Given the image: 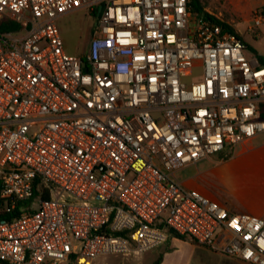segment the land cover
<instances>
[{
    "label": "built area",
    "instance_id": "1",
    "mask_svg": "<svg viewBox=\"0 0 264 264\" xmlns=\"http://www.w3.org/2000/svg\"><path fill=\"white\" fill-rule=\"evenodd\" d=\"M188 2L0 0V22L16 28L0 33V264L138 256L171 232L264 264V217L175 175L264 132V66ZM80 9L96 22L76 56L57 19ZM263 26L260 0L247 29Z\"/></svg>",
    "mask_w": 264,
    "mask_h": 264
},
{
    "label": "rangeland",
    "instance_id": "2",
    "mask_svg": "<svg viewBox=\"0 0 264 264\" xmlns=\"http://www.w3.org/2000/svg\"><path fill=\"white\" fill-rule=\"evenodd\" d=\"M200 2L205 12H209L229 25L232 30L237 31L246 44L244 50L246 58H264V28L256 32H249L247 29L260 0H200ZM95 22L96 17L82 9L62 16L57 22V27L64 51L76 56L84 54ZM200 75V68L196 67L186 81L196 82L200 79ZM231 157L233 156L224 153L214 154L195 164L185 166L176 177L185 188L197 190L208 199L214 197L223 201L231 198L232 202L237 201L239 195L236 190L249 189L254 181L239 167V160ZM215 203L221 205L219 202ZM171 240L172 238L169 237L164 244L138 256L103 255L97 257L92 264H151L164 252L168 253L165 264H178L179 260L181 262L188 253L184 248L178 249L177 246L169 248ZM193 250L195 252L191 264H195L196 260L204 261L206 264H217L216 261L220 258L206 248L195 247ZM208 253L211 254L206 256Z\"/></svg>",
    "mask_w": 264,
    "mask_h": 264
},
{
    "label": "crops",
    "instance_id": "3",
    "mask_svg": "<svg viewBox=\"0 0 264 264\" xmlns=\"http://www.w3.org/2000/svg\"><path fill=\"white\" fill-rule=\"evenodd\" d=\"M60 18L57 19V22ZM261 28H264V26ZM231 156H233L231 158L239 160V167L243 169V171H245L254 182L252 183L251 188H249L250 190H236L238 192L237 194L239 195L237 201L232 202L233 200L231 198L220 201L216 200L214 197H211V199L209 200L213 202H219V204L225 206L227 210L231 213H243L264 217V132L258 133L252 138L245 139L239 142L236 145L235 151ZM181 169L178 170L176 174L180 173ZM177 180L179 181V179ZM169 237L172 238V240L170 241L169 248H176L177 246L178 249L184 248L186 250L185 252L188 253V255L183 258L181 262L179 260L178 264H191L192 258L194 257L193 253L195 252L193 249L198 246H196L193 242L188 239L183 241L172 237L171 235ZM212 253L215 256L220 257L216 261L217 264H241L239 261L232 260L229 258L226 259L217 253ZM209 254L211 253L206 254V256ZM160 255H162V259L159 264H165V260L167 258L168 253L164 252ZM195 264L206 263L204 261L196 260Z\"/></svg>",
    "mask_w": 264,
    "mask_h": 264
},
{
    "label": "trees",
    "instance_id": "4",
    "mask_svg": "<svg viewBox=\"0 0 264 264\" xmlns=\"http://www.w3.org/2000/svg\"><path fill=\"white\" fill-rule=\"evenodd\" d=\"M188 7H189V10L191 12H193V13H197V14L203 13L204 15L208 16V14H206L204 12L203 6H202L200 0H189ZM212 18L215 21L220 22L217 19H215L214 17H212ZM220 23L223 24L226 28H228L231 32H233L232 29L225 22L222 21ZM14 29H16L15 26L12 25V24H10V23H8L6 21H1L0 22V33L1 32H4V31L14 30ZM258 61H259L260 65L264 66V58L259 57L258 58ZM259 115H260V117L264 118V104L260 105V114ZM170 235L172 237H175V238L180 239V240H183V241L187 240L186 237H184V236H178V235H176V234H174L172 232L170 233ZM161 259H162V255H159L157 257V259L152 264H159L161 262ZM1 263L2 264H6L3 261Z\"/></svg>",
    "mask_w": 264,
    "mask_h": 264
}]
</instances>
